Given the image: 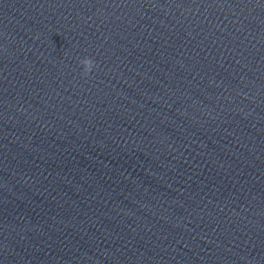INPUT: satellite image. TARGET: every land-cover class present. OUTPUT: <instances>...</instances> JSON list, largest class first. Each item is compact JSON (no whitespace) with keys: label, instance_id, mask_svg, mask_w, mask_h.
Segmentation results:
<instances>
[{"label":"water","instance_id":"water-1","mask_svg":"<svg viewBox=\"0 0 264 264\" xmlns=\"http://www.w3.org/2000/svg\"><path fill=\"white\" fill-rule=\"evenodd\" d=\"M0 264H264V0H0Z\"/></svg>","mask_w":264,"mask_h":264},{"label":"clouds","instance_id":"clouds-1","mask_svg":"<svg viewBox=\"0 0 264 264\" xmlns=\"http://www.w3.org/2000/svg\"><path fill=\"white\" fill-rule=\"evenodd\" d=\"M80 63L84 67V73L87 74L92 71L93 67L95 66V61L90 57H84Z\"/></svg>","mask_w":264,"mask_h":264}]
</instances>
